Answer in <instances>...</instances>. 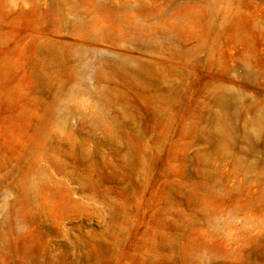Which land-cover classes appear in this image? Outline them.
Wrapping results in <instances>:
<instances>
[{
  "label": "rangeland",
  "instance_id": "374dc122",
  "mask_svg": "<svg viewBox=\"0 0 264 264\" xmlns=\"http://www.w3.org/2000/svg\"><path fill=\"white\" fill-rule=\"evenodd\" d=\"M0 264H264V0H0Z\"/></svg>",
  "mask_w": 264,
  "mask_h": 264
}]
</instances>
